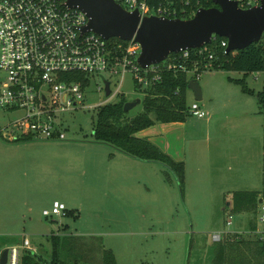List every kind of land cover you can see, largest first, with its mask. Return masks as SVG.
<instances>
[{"label": "rangeland", "instance_id": "obj_1", "mask_svg": "<svg viewBox=\"0 0 264 264\" xmlns=\"http://www.w3.org/2000/svg\"><path fill=\"white\" fill-rule=\"evenodd\" d=\"M5 76L0 70V79ZM103 78L111 79L112 93L118 89L120 77L102 74L85 92L82 108L59 114L65 140L31 139L8 143L0 139V251L20 244L26 237L35 249L33 257L49 263L53 249L50 236L57 235L62 224L68 226L70 236L100 238L104 248L113 252L117 264H211L212 236L223 237L222 234L229 232L244 236L249 232L248 224L252 219L256 232L264 234V222H261L264 194L259 195L261 203L256 215L234 214L226 206L228 193L217 194L213 190L217 185L211 180L213 161L209 153L215 129H226L230 126L228 123L233 126L243 123L244 117L236 111L257 109L259 113L256 98L242 93L229 79L244 80L249 89L259 92L264 86V73L244 76L218 70L203 72L196 78L202 92L199 105L206 117L211 114L205 109L208 104L216 106L217 116H213L210 123L189 116L177 124L155 122L137 133L138 137L162 133L156 144L163 141L165 145L160 146L165 153L175 161L187 163L183 184L170 168L157 162L121 160L120 171H117L111 155L115 148L102 143L94 146L95 108L113 104L118 97L108 99L104 92L96 91L97 86L103 85ZM119 91L128 101L142 100L129 76L125 77ZM193 102V94L188 91L187 106ZM142 111L139 104L129 116ZM3 113L0 112V124L18 116ZM235 142V138H229L223 145L234 148ZM84 144L95 147L96 156H91L89 161L84 160L80 165L75 160L67 163L69 161L61 159L69 153L66 147L80 149ZM104 149V160L98 161ZM223 172L221 177L225 179L226 171ZM59 197L65 198L67 210L79 212L77 222L72 217L42 215ZM72 204L76 206L71 207ZM229 216L231 226L226 227L224 221ZM87 232H103L107 236L82 235ZM62 233L59 231L60 235Z\"/></svg>", "mask_w": 264, "mask_h": 264}, {"label": "built area", "instance_id": "obj_2", "mask_svg": "<svg viewBox=\"0 0 264 264\" xmlns=\"http://www.w3.org/2000/svg\"><path fill=\"white\" fill-rule=\"evenodd\" d=\"M66 1L0 0V70L6 74L0 79V112L18 115L0 124V139L5 142L18 143L25 139L65 140L59 114L82 108L85 92L102 74L120 77L118 89L114 93L109 78H103V85L96 87L97 92L105 93L104 82H109L108 99L120 94L119 88L127 76L136 90L137 86L145 89L160 79V64L145 69L138 65V43L133 40H120L123 44L117 43L112 40L115 38L105 40L92 30H86L89 21L86 14L68 8ZM230 1L236 2L243 10L259 7L262 3V0ZM115 2L126 11L137 10L141 19L150 16L178 19L175 9L161 4L150 7L146 0ZM216 38L213 37L210 44L199 49H187L170 55L178 56V64H164L170 56L161 64L167 71L179 70L196 76V79L211 67L208 61L213 59V54L209 52V45ZM220 47L226 50V39L221 41ZM190 51H194L193 57ZM191 58L192 68L188 70L181 62ZM75 74L84 75L89 82L69 77ZM137 92L142 96L141 91ZM189 115L197 119L206 118L199 102L195 101L189 106ZM66 210L64 203L54 201L51 209L42 211V215L63 218ZM231 222L232 217L229 216L226 224L230 226ZM212 237L214 242L221 238L218 235ZM4 250L7 251L4 264H21L26 252H35L26 237L22 238L20 244Z\"/></svg>", "mask_w": 264, "mask_h": 264}, {"label": "trees", "instance_id": "obj_3", "mask_svg": "<svg viewBox=\"0 0 264 264\" xmlns=\"http://www.w3.org/2000/svg\"><path fill=\"white\" fill-rule=\"evenodd\" d=\"M150 7L161 4L177 11V17L188 20L193 17L200 8H212L215 5L210 0H146ZM122 43L119 39H112ZM224 38L217 37L215 42L209 45L213 59L208 61L210 71L238 72L244 76L264 73V48L261 43L253 44L245 50L226 54L220 47ZM123 44V43H122ZM191 52L193 57L194 51ZM177 55L170 56L164 64H178ZM193 58L182 61L187 69L192 68ZM159 77L147 88L137 91L142 93L143 111L134 117L129 112H124L123 107L128 101L123 94L118 95L113 104H104L96 109L93 122L94 142L107 144L122 153L145 162H157L164 164L172 170L183 184L185 167L183 162L175 161L170 155L162 151L152 142L136 136L142 130L152 127L155 122L173 124L184 122L189 115V107L186 104L187 86L196 76L188 75L179 70L167 71L163 64L159 65ZM200 72V71H199ZM72 79H80L85 83L89 80L84 75L75 74L69 76ZM234 84L241 88L242 93L254 96L257 100L259 113L264 118V86L261 91L255 92L249 89L244 80H233ZM153 116V118H152ZM25 139L22 141H29ZM259 207V194L256 191H235L231 193L230 211L234 214L256 215ZM64 217H73V212L66 210ZM249 232L242 237L237 234L225 235L219 241L214 242L213 259L211 264H264V240L262 235L256 232L254 220L249 221ZM259 235V236H258ZM52 255L49 263L36 259L30 251L22 256L21 264H117L115 256L110 249L104 248L100 238L85 239L70 235H51Z\"/></svg>", "mask_w": 264, "mask_h": 264}, {"label": "water", "instance_id": "obj_4", "mask_svg": "<svg viewBox=\"0 0 264 264\" xmlns=\"http://www.w3.org/2000/svg\"><path fill=\"white\" fill-rule=\"evenodd\" d=\"M210 1L215 7L200 8L188 20L157 16L141 19L137 10L126 11L115 0H67L66 6L86 14L89 19L86 30H92L103 39L138 43L140 55L137 63L142 69L161 64L172 54L208 45L213 37L227 40L226 54L245 50L257 43L264 48V0L259 7L246 10L230 0ZM104 85L105 97L109 98V82ZM187 88L195 102L202 101L196 80L191 79ZM139 104L140 99L127 102L123 110L130 112ZM6 254L7 251L3 250L1 264L5 263Z\"/></svg>", "mask_w": 264, "mask_h": 264}, {"label": "crops", "instance_id": "obj_5", "mask_svg": "<svg viewBox=\"0 0 264 264\" xmlns=\"http://www.w3.org/2000/svg\"><path fill=\"white\" fill-rule=\"evenodd\" d=\"M201 108L203 109V107ZM205 109H209L211 111V114L204 119L207 123H210V121L213 119V116H217L216 106L213 103L211 105L210 102L208 104V107ZM236 113L244 117L241 126H239L238 124L237 126H233L231 125V123H228V125L230 126L226 129H221V128L215 129L213 141L209 145L210 160L213 161L211 163L212 169L210 175H211V180H213L212 183L217 185V187L214 188L213 190L216 191L215 193L217 194L220 193L221 191H222L221 193L224 192L228 193L229 202L226 204L228 209L231 207L232 192L256 191L259 195L262 193L264 194V118L263 116H261V114L260 115L259 113L257 114V109L256 111L255 110H250V111L243 110L241 112L236 111ZM236 113L233 112L234 116ZM173 124H177V123H173ZM161 135L162 133L160 132L152 135L142 136L141 138L152 142L162 150L160 145L161 144L165 145V143L163 141L160 142L159 140L158 142L159 145L156 144V141H158L157 137H161ZM204 137L206 139L208 138L206 134L204 135ZM229 138H235L237 140V142H235L237 144L236 147L233 148L229 144L223 145V142L227 141ZM93 144L94 146L98 145V143L96 142ZM93 144H89V145L84 144L80 149L75 148L73 146L66 147L65 151H68L69 153L65 157L63 156L61 159L69 161L67 163H71L72 160H75L76 163H79L81 165L84 162V160L89 161L91 156H96L94 152L95 147H91V145ZM103 151L101 152L98 161H102L101 159L104 160L105 149ZM71 152H75V153H71ZM84 154L90 155V157H85ZM111 155L113 157L112 160L113 164L116 167L117 171H120L121 160H125L128 162H131L130 160L138 161L137 159H134L117 149H114ZM183 163L185 167V178H186V171L188 172V166L185 161ZM223 170L226 171L225 179L221 177L224 173ZM196 172L202 173V171H197V170ZM219 182H223V183L218 184ZM221 188L223 190H221ZM260 198L261 197L259 196V199ZM63 200H65V198L59 197L57 199H54L52 203L54 201H60L64 203ZM71 201L75 202L76 200H71ZM259 202L261 203L260 200ZM75 206L76 204H72L71 207H75ZM216 210L218 215V208H216ZM70 211L73 212L72 218H74L77 222L80 216L79 212L77 210H68V212ZM224 222L226 227L231 226V225L228 226L226 224L227 218L225 219ZM59 231L61 233L63 232L62 235L64 233L66 235L70 234L67 225L63 226L61 224V226L58 229L57 235L59 234ZM224 234L226 235L231 233L229 232ZM224 234L222 235L225 236ZM82 235L100 236L102 238L107 236L103 232H92V233L87 232L86 234H82ZM261 237L264 240V234Z\"/></svg>", "mask_w": 264, "mask_h": 264}]
</instances>
